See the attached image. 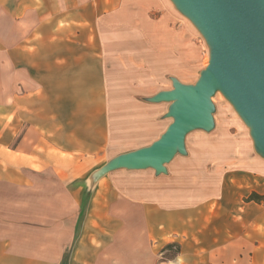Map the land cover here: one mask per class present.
Listing matches in <instances>:
<instances>
[{"label": "crops", "instance_id": "0c3cea01", "mask_svg": "<svg viewBox=\"0 0 264 264\" xmlns=\"http://www.w3.org/2000/svg\"><path fill=\"white\" fill-rule=\"evenodd\" d=\"M188 32L171 0H0V264H264V171L236 136L101 172L165 130L170 103L141 97L197 64Z\"/></svg>", "mask_w": 264, "mask_h": 264}, {"label": "water", "instance_id": "95a60500", "mask_svg": "<svg viewBox=\"0 0 264 264\" xmlns=\"http://www.w3.org/2000/svg\"><path fill=\"white\" fill-rule=\"evenodd\" d=\"M203 35L209 60L190 85L172 79L170 90L150 99L168 101L173 120L151 144L110 159L101 172L152 168L165 172L185 135L213 126L211 97L220 91L250 127L256 151L264 156V0H171Z\"/></svg>", "mask_w": 264, "mask_h": 264}, {"label": "rangeland", "instance_id": "374dc122", "mask_svg": "<svg viewBox=\"0 0 264 264\" xmlns=\"http://www.w3.org/2000/svg\"><path fill=\"white\" fill-rule=\"evenodd\" d=\"M172 6L176 13V19L178 21V25L181 23V25L187 26L189 30L188 32L189 64L190 62H194L195 64L197 59V64L194 65V67L192 66L193 64L191 66L189 65L188 73L182 74V79H177V80L183 84L192 85L198 80L200 72L208 64L209 46L206 43V40L204 39L203 35L197 29V27L185 15H183L178 9H176L173 2H172ZM196 45L198 46V48L202 47L203 55L201 60L199 56L196 57L197 55ZM171 83L172 81L170 80L167 82L161 81L159 83L160 85L158 84V86L161 87V89L164 88L167 89L172 87ZM152 97L153 95L148 97H141V98L143 100L145 99L151 101L150 99ZM161 102L170 103L168 101H161ZM211 103H212L211 115L213 121L212 128L210 130L193 129L189 131L184 138V152L182 153L177 152L168 163L164 164L165 172L167 171V167L176 166V165L178 167H181L184 165L183 163L185 162L190 163L191 161H193V162H198L200 164L202 163L208 164L209 158H213L214 156L218 157L219 155L222 154L223 151L226 150V148H224V146L220 145L218 142L221 141L223 138L226 139L228 136H236V141L239 145L238 151L244 153L245 155V157L243 156L241 159H239V162L242 160L246 162H250L251 166L254 167V169H256L257 172L264 171V156L260 155L256 151L254 147L253 139L250 135V127L244 122V120L238 114L233 104L219 90L212 95ZM166 119L168 126L173 119L171 117H166ZM161 134L157 135L155 139H147L145 145L140 147H144L151 144L153 141L158 139ZM140 147L135 148V146H131L128 148L131 150H135ZM256 185L254 186L260 188L259 185L257 186ZM251 192H256L260 195H264V186L261 192L255 190H252ZM172 251L175 252V249L173 248ZM172 251H170V253H167L166 256L172 257V254H174V252Z\"/></svg>", "mask_w": 264, "mask_h": 264}, {"label": "trees", "instance_id": "16d2710c", "mask_svg": "<svg viewBox=\"0 0 264 264\" xmlns=\"http://www.w3.org/2000/svg\"><path fill=\"white\" fill-rule=\"evenodd\" d=\"M245 200L246 201L253 200L255 202H260L264 200V195H260L256 192H251L249 196L245 198ZM173 248L175 249V252H176L179 249V245L177 243H170V244H167L164 249H173Z\"/></svg>", "mask_w": 264, "mask_h": 264}]
</instances>
